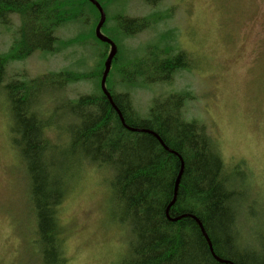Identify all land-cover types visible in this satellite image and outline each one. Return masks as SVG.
Segmentation results:
<instances>
[{"label":"trees","instance_id":"16d2710c","mask_svg":"<svg viewBox=\"0 0 264 264\" xmlns=\"http://www.w3.org/2000/svg\"><path fill=\"white\" fill-rule=\"evenodd\" d=\"M98 1L107 14L104 0ZM13 14L20 17L21 24L8 52H0V95H4L14 121L12 144L26 167L34 242L39 246L42 264H69L59 207L76 178L73 169L83 163L105 166L113 173L109 181L112 216L114 213L130 234L120 264H264V222H257L249 234L250 230L244 228L248 220L243 216V201L239 200L245 183L250 186L249 175L240 163L228 171L206 125L184 118L182 109L186 100L193 98L192 92L185 90L155 99L145 117L133 106L130 89L171 82L179 70L194 67L190 53L180 48L173 51L177 49L171 43L176 41L174 32L166 36L167 43L161 47L151 44L143 55L121 57L119 39L153 27L159 23L160 15L118 14L115 31L107 35L103 31L107 14L101 31L116 43L117 52L106 86L129 127L157 133L175 153L154 134L125 127L102 91L101 78L111 45L96 36L100 12L91 1L0 0V23L8 24ZM80 20L90 21L91 34L104 46L91 75L61 69L6 81L9 63L38 50L46 54L59 52L56 31L69 21ZM115 68L122 83H111L110 87L108 82ZM91 77L96 78L97 92L64 99L52 115L43 116L41 108L49 96L55 99V94H63L69 84ZM120 85L127 90H116ZM57 111H63L65 122L56 126ZM55 129L59 135L54 140L49 132ZM181 159L183 172L170 205ZM241 176L246 177L245 182ZM196 218L210 237L214 253L228 262L214 257Z\"/></svg>","mask_w":264,"mask_h":264},{"label":"rangeland","instance_id":"374dc122","mask_svg":"<svg viewBox=\"0 0 264 264\" xmlns=\"http://www.w3.org/2000/svg\"><path fill=\"white\" fill-rule=\"evenodd\" d=\"M103 2L108 14L103 27L107 35L115 31L118 14L146 17L156 12L161 17L153 27L119 39L122 58L132 53L143 55L151 44L161 47L172 32L176 41L171 43L177 48L173 51L180 48L191 54L194 67L179 70L171 82L130 89L133 106L145 117L155 99L190 90L193 98L185 102L184 118L206 125L228 171L240 163L249 175L250 186L245 183L244 193L239 196L243 216L248 220L244 228L248 232L257 222H264V0ZM20 24L16 14L11 15L8 24L0 23V52H8ZM90 25V21L80 20L60 27L56 31L59 52L46 54L38 50L23 60L12 61L7 66L6 81L34 78L61 69L91 75L104 46L93 37ZM120 80L115 68L108 84L111 87V83H122ZM97 90L94 77L71 83L63 94H55V99L49 96L42 105V114L48 117L64 99ZM116 90L127 88L120 85ZM4 99L0 95V264H42L39 246L34 242L26 167L11 141L14 121ZM62 113L55 114L56 126L65 122ZM58 135L56 129L49 132L54 140ZM73 171L76 178L59 207L69 264H120L130 234L114 218V213L112 216L109 181L113 173L105 166L88 163ZM240 180L245 182L246 177L241 176Z\"/></svg>","mask_w":264,"mask_h":264},{"label":"water","instance_id":"95a60500","mask_svg":"<svg viewBox=\"0 0 264 264\" xmlns=\"http://www.w3.org/2000/svg\"><path fill=\"white\" fill-rule=\"evenodd\" d=\"M91 1L96 7L97 9L99 10L100 12V19L98 21V24L96 26V36L98 37L99 40L101 41H104V42H107L111 45V49H110V52H109V55L105 61V69L103 71V74H102V78H101V88H102V91L104 92V94L108 97L109 101L111 102V104L113 105V107L116 109L123 125H125V127L131 129V130H134V131H147V132H150L152 134H154L158 139L159 141L161 142V144L169 151L175 153V151H173L172 149H170L165 143L164 141L162 140V138L155 132L153 131H150V130H146V129H141V128H131L129 127L125 120H124V117L121 113V111L119 110V108L116 106V104L114 103L113 101V98L111 96V93L110 91L108 90L107 86H106V80H107V77H108V74L110 72V69H111V65H112V61H113V58L117 52V45L116 43L110 38L108 37L107 35H105L102 31H101V28L104 24V22L106 21V18H107V14L104 10V8L102 7V5L100 4V2L98 0H89ZM181 170H180V173L178 174V177H177V180H176V183H175V189H174V198H173V201L170 203V205H172V203L174 202L175 198H176V195H177V190H178V184H179V181H180V178H181V175H182V172H183V166H184V163H183V160L181 159ZM169 205V206H170ZM168 209L169 207L167 208V214H168ZM177 219V218H176ZM197 222L199 223L200 225V228L204 234V236L206 237L207 241H208V244H209V247H210V250L212 252V254L214 255V257L216 259H218L219 261L221 262H228L227 260H224V259H221L219 257H217V255L214 253V249H213V245H212V242H211V239L210 237L208 236L202 222L197 219ZM231 264H234L232 262H230Z\"/></svg>","mask_w":264,"mask_h":264}]
</instances>
